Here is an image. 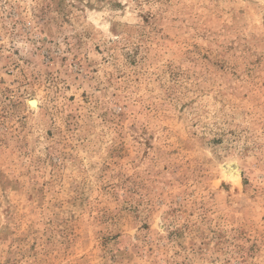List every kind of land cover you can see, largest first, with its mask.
Here are the masks:
<instances>
[{
    "label": "rangeland",
    "instance_id": "1",
    "mask_svg": "<svg viewBox=\"0 0 264 264\" xmlns=\"http://www.w3.org/2000/svg\"><path fill=\"white\" fill-rule=\"evenodd\" d=\"M0 264H264V0H0Z\"/></svg>",
    "mask_w": 264,
    "mask_h": 264
},
{
    "label": "bare ground",
    "instance_id": "2",
    "mask_svg": "<svg viewBox=\"0 0 264 264\" xmlns=\"http://www.w3.org/2000/svg\"><path fill=\"white\" fill-rule=\"evenodd\" d=\"M29 104H30L31 107L35 108L36 105H37V102H36V101H32V102H30ZM232 172H233V173H232L233 176L237 178L238 173H237V172H234V171H232Z\"/></svg>",
    "mask_w": 264,
    "mask_h": 264
}]
</instances>
